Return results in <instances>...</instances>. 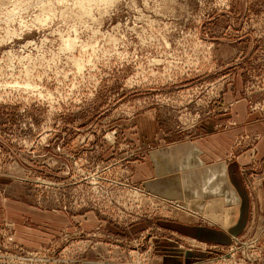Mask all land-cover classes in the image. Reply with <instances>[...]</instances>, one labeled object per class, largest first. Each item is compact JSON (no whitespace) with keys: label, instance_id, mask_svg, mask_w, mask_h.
<instances>
[{"label":"rangeland","instance_id":"obj_1","mask_svg":"<svg viewBox=\"0 0 264 264\" xmlns=\"http://www.w3.org/2000/svg\"><path fill=\"white\" fill-rule=\"evenodd\" d=\"M230 90L264 124V0H0V264H157L185 210L133 164L200 137ZM261 234L208 254L262 264Z\"/></svg>","mask_w":264,"mask_h":264},{"label":"crops","instance_id":"obj_2","mask_svg":"<svg viewBox=\"0 0 264 264\" xmlns=\"http://www.w3.org/2000/svg\"><path fill=\"white\" fill-rule=\"evenodd\" d=\"M219 106L225 107L224 113L215 111L198 123L196 133L200 137L158 147L146 159L133 164L135 180L144 183L151 193L178 201L185 210L181 213L182 222L166 221L161 226L188 240L182 245L163 242L172 248L161 252L163 259L157 264H214L217 255L208 252L215 245L231 248L234 241L244 240L245 234L255 230L262 233L264 240V179L258 177L254 195L251 192L250 196L248 190V175H264V124L253 123L246 102L231 90ZM232 121L235 127L220 129L223 122L227 125ZM140 126L136 133L152 142L159 131L156 113L142 118ZM253 132L260 136L258 143L253 149L238 153V136ZM0 206L6 207L2 202ZM221 254L226 257L230 253L226 250Z\"/></svg>","mask_w":264,"mask_h":264}]
</instances>
